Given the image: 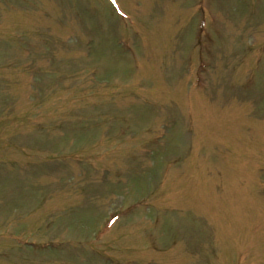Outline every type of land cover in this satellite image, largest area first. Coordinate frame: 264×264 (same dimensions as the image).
<instances>
[{
  "label": "rangeland",
  "instance_id": "rangeland-1",
  "mask_svg": "<svg viewBox=\"0 0 264 264\" xmlns=\"http://www.w3.org/2000/svg\"><path fill=\"white\" fill-rule=\"evenodd\" d=\"M0 264H264V0H0Z\"/></svg>",
  "mask_w": 264,
  "mask_h": 264
}]
</instances>
